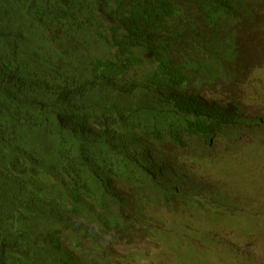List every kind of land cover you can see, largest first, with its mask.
I'll return each mask as SVG.
<instances>
[{
  "label": "trees",
  "instance_id": "1",
  "mask_svg": "<svg viewBox=\"0 0 264 264\" xmlns=\"http://www.w3.org/2000/svg\"><path fill=\"white\" fill-rule=\"evenodd\" d=\"M262 191L264 2L0 0V264L215 237Z\"/></svg>",
  "mask_w": 264,
  "mask_h": 264
},
{
  "label": "rangeland",
  "instance_id": "2",
  "mask_svg": "<svg viewBox=\"0 0 264 264\" xmlns=\"http://www.w3.org/2000/svg\"><path fill=\"white\" fill-rule=\"evenodd\" d=\"M261 3L264 0H259ZM225 66L228 63H224ZM229 73V71H227ZM207 87L201 91L207 100L216 99L223 94L227 85ZM214 94V95H213ZM215 96V97H212ZM223 98V96H222ZM221 99V98H220ZM258 199V207L264 205V191ZM257 194L252 193V197ZM257 207V208H258ZM227 214V213H225ZM218 230L223 233L222 242H212L205 228L198 234H190L186 241L178 237L167 236L164 242H156L160 235L154 229L146 240H130L114 244L102 264H264V216L255 221L238 215H224ZM164 232L172 233L165 229ZM225 234V236H224ZM143 240V241H142ZM220 243V244H218ZM242 253L243 258L236 257Z\"/></svg>",
  "mask_w": 264,
  "mask_h": 264
},
{
  "label": "clouds",
  "instance_id": "3",
  "mask_svg": "<svg viewBox=\"0 0 264 264\" xmlns=\"http://www.w3.org/2000/svg\"><path fill=\"white\" fill-rule=\"evenodd\" d=\"M204 97H205V95H203ZM259 196V197H258ZM257 200L259 199V198H261V194H258L257 196H254ZM254 197H252L253 199H254ZM237 210V209H236ZM228 215H230V216H234V215H238L237 213L236 214H234V213H232V212H226ZM227 214H223L222 216H221V219L219 220V222L217 223L218 224V226H217V228H215V229H217V232L218 233H215V237H210L209 236V238L210 239H212V242H219V240H221V242H222V239H224V238H222V235L221 234H223V233H225L226 231H224L223 233H221L219 230H218V228H219V225H220V221H222V219H223V217H224V215H227ZM239 217H243V216H240V215H238ZM244 218V217H243ZM246 219V218H245ZM208 236V235H207ZM224 236H225V234H224ZM218 244H220V243H218ZM242 254V253H241ZM236 255V257H240L239 255H238V253H236L235 254Z\"/></svg>",
  "mask_w": 264,
  "mask_h": 264
}]
</instances>
